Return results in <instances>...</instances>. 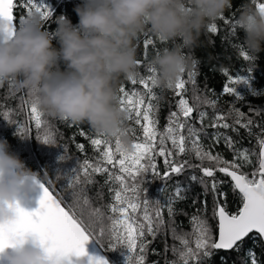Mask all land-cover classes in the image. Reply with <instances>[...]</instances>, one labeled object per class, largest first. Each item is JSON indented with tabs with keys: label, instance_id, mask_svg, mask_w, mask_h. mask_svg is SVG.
<instances>
[{
	"label": "snow or ice",
	"instance_id": "1",
	"mask_svg": "<svg viewBox=\"0 0 264 264\" xmlns=\"http://www.w3.org/2000/svg\"><path fill=\"white\" fill-rule=\"evenodd\" d=\"M256 7L264 10V0H257ZM17 9L26 10L27 16L35 14L46 19L51 15L43 0H0V19L8 21L13 31ZM19 19L21 22L24 16ZM219 19L228 23L223 15ZM207 31L216 33L217 24L210 23ZM142 45L145 57L157 46L148 36ZM239 56L249 61L242 47H239ZM143 63L138 57V69H142ZM143 70L148 73L146 76L127 79L131 86L125 83L119 87V104L128 113L127 125H133L125 128L126 143L97 133L89 135L85 130L73 133V143L77 136L87 139L95 152L91 159L80 161L67 154L66 145L58 141L54 125L46 119L48 114L29 95L28 99L20 101L21 109L27 113L25 123L11 119L10 110L3 112L2 118L15 125L19 135H31L34 125L38 140L59 145L63 151L58 159L74 164L63 175L57 173L58 179L66 180L67 187L63 191L67 199L61 193L54 194L55 190L49 187L53 181L48 180L49 186L40 184L37 208L28 211L17 202L14 220L0 223V250L30 238L44 247L53 258V264H109L107 254L113 252L119 255L120 264H147L150 251L160 255L155 248H150L152 243L160 236L170 235L173 244L169 246L165 239L164 252L170 251L174 258L169 260L165 256L164 264H209L220 250L239 252L245 238H252L254 242L256 238L264 240V109L248 108L249 113L262 117L259 123L235 104L227 113L220 111L216 100L209 99L198 87L194 67L168 89L174 93V99L165 117L166 123L161 125V97L152 83V69L148 66ZM225 75L228 82L222 93L243 104L246 99L236 92V87L241 82L247 83L246 78L229 75L226 70ZM261 95L264 93L252 90L253 97ZM202 105H210L215 114L209 117L201 110ZM209 127L215 129L211 134L214 143L223 141L227 149L233 150L232 160L224 159L220 153L213 154L211 146L205 147L202 137L207 136ZM254 127H258L259 132H254ZM220 129L231 130L237 135L240 129H245L249 136H255L259 144L258 156L249 149L237 148V141ZM75 147L85 152L84 143H75ZM253 156H257L258 166L253 165ZM157 158H163L162 171ZM192 159L199 163H192ZM249 165H253L251 173L242 171ZM186 169L198 171L200 175L193 174L191 181L203 186L205 196L211 193V216L206 215L208 203L205 201L189 218L191 231L178 232L176 205L186 199L187 189L179 181L174 185L168 182ZM217 172L231 178V190L239 195L237 211L230 212L227 203H221L220 197L225 193L219 191L222 182L216 179ZM154 180L163 182L157 189L159 198L150 197L145 187ZM192 203L195 205L196 200ZM216 228L218 238L214 236ZM89 240L99 249L92 255L85 250ZM84 256L87 261L80 259ZM72 257L77 258L75 262ZM249 260L250 264H262L252 249L248 250L242 264H248ZM220 262L226 264V259L220 257ZM153 264L158 262L153 261Z\"/></svg>",
	"mask_w": 264,
	"mask_h": 264
},
{
	"label": "clouds",
	"instance_id": "2",
	"mask_svg": "<svg viewBox=\"0 0 264 264\" xmlns=\"http://www.w3.org/2000/svg\"><path fill=\"white\" fill-rule=\"evenodd\" d=\"M256 3L241 0L234 19L252 64L264 51V10ZM231 9L232 0H81L74 9L78 22L57 16L52 32L35 14L14 31L0 19V86L25 90L50 116L86 123L95 133L126 143L128 113L119 104V85L141 77L137 62L144 38L163 42L147 60L152 83L163 92L196 67L201 36ZM34 175L0 141V223L14 220L18 193ZM8 248L0 250L6 264H53L30 238Z\"/></svg>",
	"mask_w": 264,
	"mask_h": 264
},
{
	"label": "trees",
	"instance_id": "3",
	"mask_svg": "<svg viewBox=\"0 0 264 264\" xmlns=\"http://www.w3.org/2000/svg\"><path fill=\"white\" fill-rule=\"evenodd\" d=\"M43 2L51 11V17L42 21L43 27L49 32L54 31L56 28L54 19L57 16H66L74 25L78 22V16L74 9L81 3V0H43ZM240 3L241 0H232V9L223 14L225 19L228 20L227 24H224L220 19H217L213 22L217 24L218 31L216 33H209L206 31V33L201 36L200 39L202 44L194 51L195 57L198 60L195 67L196 79L198 87L201 91L209 99L216 100L217 108L220 111L227 113L233 104H235L236 106L241 107V110L249 116H253L257 123H259L262 117H256L253 113H249L248 108L251 106L253 108L264 109V95L256 97L252 96V90L264 93V51H261L258 54V59L255 60L254 64L249 61H244L243 57L239 56V38L243 36V32H237L234 19L236 16L237 6ZM20 16L27 17V11L21 9L16 10V25L20 23ZM152 39L156 42L157 46L151 49L147 57L144 56L142 43L140 46V53L138 57L144 61L142 69H139L141 76H146L148 74L143 69L148 67L147 60L149 56L163 44V42H160L155 38ZM53 44L58 47L55 40H53ZM249 67H251L250 71L248 70ZM225 70L229 75H241L246 78L247 83L241 82L236 87V92L239 93L243 99H246L243 104L235 101L233 97L222 93L224 84L228 82ZM184 78L187 79L186 74ZM125 83H127L129 87L131 86V82L127 79L121 82V84ZM156 91L161 97L160 123L163 125L166 123L165 117L173 103L174 93L170 90L161 92L160 89H156ZM187 95L191 103V91H189ZM21 98L25 100L28 99V94L25 90H16L14 85L8 83L0 86V141L6 142L8 151L17 155L20 160L23 161L24 165L30 169L31 172L35 174L34 176L42 183L49 186L47 181L52 180L53 183L49 187L50 190H55L54 194L61 193L67 199V193L63 191L67 187L66 180L63 178L58 179L57 173L59 172L63 175L64 172L73 166L74 162L62 161L58 159V157L62 154L63 149L59 145H50L38 140L36 138L34 125L32 126L33 131L31 135L22 137L16 132L15 125L9 124L2 118L3 112L10 110L11 119L19 120L21 123L26 122L27 113L25 110L21 109ZM201 110L206 111L209 114V117L215 114V109H213L210 105H202ZM46 119L54 125L57 139L61 144L66 145L67 154L69 156L74 159L79 158L80 161H83L85 158H94L95 152L85 137L77 136L75 138V143L85 144V152L83 153L75 147V143L72 141L73 133L80 130H85L89 135H95V132L86 123L73 124L70 121L64 122L58 117L50 115H48ZM205 123H208L207 119ZM229 123H231V120H229ZM127 126L132 127L133 125L129 123ZM197 127H199V124H197ZM214 131L215 129L210 127L206 129L207 136L202 137L205 147L207 148L211 146L210 150L213 154L220 153L224 159L232 160V149H227L223 141L219 143H214L212 141L211 134ZM220 131L226 132L228 135L232 136L233 139L237 141V148L249 149L250 151L257 153L258 156L259 144L257 138L255 136H249L245 129H240L239 135L231 130L220 129ZM253 131L259 132V128L254 127ZM257 156L252 157L253 165L255 166H258ZM191 162L199 163V161H196L195 159H192ZM157 164L162 171L163 158H157ZM253 165L243 168L242 171L251 173L253 171ZM205 166H208L207 162H205ZM45 174H47V176ZM193 174L197 176L200 175L198 171L194 172L192 169H186L183 174L174 176L172 180L168 182L169 185H174L177 181H179L180 185L187 189L185 192L186 199L176 205L178 214L175 217V220L176 224L179 225L178 232L191 231L189 218L196 212L197 208L203 207L205 201L208 203L206 215L209 217L211 216L212 195L209 193L205 196L203 186L198 182L191 181L190 177ZM216 179L222 182L219 186V191L225 193L224 196L220 197L221 203H227L228 211H237L239 207V195L232 192L230 178L226 177L223 173L217 172ZM161 186H163V182L160 180H154L145 185V187L149 189V196L152 198L160 197L157 189ZM193 200H196L195 205L192 203ZM184 213H187L188 215H184ZM165 219H167L166 212ZM216 232L217 228L214 229L215 237ZM165 239L167 240L169 246L173 244V240L170 235L167 237H158L157 240L152 243L150 248H155L160 255L157 256L150 251L147 257V264H153V261L158 262V264H164L165 256H167L169 260L174 258L170 251L167 253L164 252ZM249 249H252L260 258L262 264H264V243L259 238H256L255 242L252 238H245V242L239 252L233 250L227 252L218 251L213 255L209 264H221L220 257H224L226 259V264H242ZM107 258L111 264H120V257L115 252L108 253ZM248 264H250V260Z\"/></svg>",
	"mask_w": 264,
	"mask_h": 264
},
{
	"label": "water",
	"instance_id": "4",
	"mask_svg": "<svg viewBox=\"0 0 264 264\" xmlns=\"http://www.w3.org/2000/svg\"><path fill=\"white\" fill-rule=\"evenodd\" d=\"M41 183L42 182L35 176L26 178L25 184L18 193V202L21 207L25 208L28 211H31L38 207L39 197L41 195V188H40ZM216 238H218V228L216 232ZM262 242L264 243V240H262ZM11 250H12L11 247L7 249V251L9 252H11ZM85 250L89 255L95 254L96 252L99 251L95 242L91 240L85 243ZM220 251H225V250H220ZM76 259H77L76 257H72V260L74 262L76 261ZM80 259L87 261V256L81 257ZM0 264H6V261L4 260L2 255H0ZM109 264H111L110 261Z\"/></svg>",
	"mask_w": 264,
	"mask_h": 264
}]
</instances>
